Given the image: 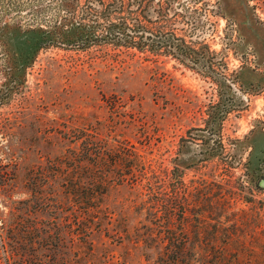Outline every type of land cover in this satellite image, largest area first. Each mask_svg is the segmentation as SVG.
Listing matches in <instances>:
<instances>
[{"label": "rangeland", "instance_id": "1", "mask_svg": "<svg viewBox=\"0 0 264 264\" xmlns=\"http://www.w3.org/2000/svg\"><path fill=\"white\" fill-rule=\"evenodd\" d=\"M101 1L184 39L197 64L51 47L8 73L0 53V263L20 230L36 264H158L168 247L264 264V0Z\"/></svg>", "mask_w": 264, "mask_h": 264}, {"label": "trees", "instance_id": "2", "mask_svg": "<svg viewBox=\"0 0 264 264\" xmlns=\"http://www.w3.org/2000/svg\"><path fill=\"white\" fill-rule=\"evenodd\" d=\"M44 1L40 0L39 6H32L22 0H0V53L5 57L2 63L5 72L18 68L25 73L38 54L51 47L86 50L94 46H113L140 51L166 50L192 65L197 64V51L184 39L173 34L154 35L151 27L136 17L132 10L117 3L51 0L49 5H44ZM23 8H29L32 14L26 21L23 19ZM50 9L54 10L53 24L47 25L38 16ZM82 187L73 183L69 188L68 193L74 201L80 199ZM86 204L88 210L94 205L93 199L89 198ZM2 241L5 245L4 239ZM9 247H4L5 264H36L26 252L20 230L10 237ZM183 252V249L168 247L158 259V264H190Z\"/></svg>", "mask_w": 264, "mask_h": 264}]
</instances>
